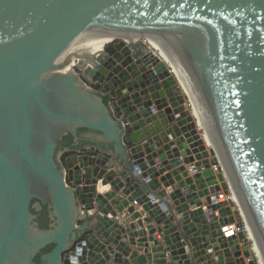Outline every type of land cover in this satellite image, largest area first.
<instances>
[{
  "label": "water",
  "instance_id": "1",
  "mask_svg": "<svg viewBox=\"0 0 264 264\" xmlns=\"http://www.w3.org/2000/svg\"><path fill=\"white\" fill-rule=\"evenodd\" d=\"M0 264H264V0H0Z\"/></svg>",
  "mask_w": 264,
  "mask_h": 264
},
{
  "label": "bare ground",
  "instance_id": "2",
  "mask_svg": "<svg viewBox=\"0 0 264 264\" xmlns=\"http://www.w3.org/2000/svg\"><path fill=\"white\" fill-rule=\"evenodd\" d=\"M109 39H111V35L107 34H99V35H92V36H79L75 40L71 42V44L63 51L62 55L59 57V60L64 58L67 55H72V54H89V53H96L99 50H101L103 44L107 42ZM131 40L133 41H138L139 39L137 38H132ZM145 41L149 43V46L151 49L155 50L157 54L160 55L161 58L165 62L169 64V66L173 69L175 74L179 77V80L182 84V87L184 89V92L188 93L189 99H190V104H191V112L194 115V117L197 120L198 126L200 127L201 130L205 132L204 139L205 142L208 145L214 146L215 147V141L213 138V135L208 128V125L205 120L204 113L202 109L200 108V105L198 103L197 98L195 97L192 89L190 86L181 78L179 70L164 56L162 47L156 43H154L150 38H145ZM76 58H73L72 61H75ZM217 159L220 160V156L218 154ZM221 162V160H220ZM232 198L235 201V194L232 192Z\"/></svg>",
  "mask_w": 264,
  "mask_h": 264
},
{
  "label": "built area",
  "instance_id": "3",
  "mask_svg": "<svg viewBox=\"0 0 264 264\" xmlns=\"http://www.w3.org/2000/svg\"><path fill=\"white\" fill-rule=\"evenodd\" d=\"M142 40L147 44L148 48L151 49L149 46V43L145 41V38ZM151 50H153V49H151ZM153 51H154V53H156L155 50H153ZM226 196H227V199L229 200V205L231 207V210L234 212L235 220L232 222H226L219 227V230L222 233V236H224V237L236 235V233L238 231V226H237L236 220L241 219V214H240L236 204L235 205L233 204V202L235 203V201L232 198L231 192H229ZM133 202L135 203V200ZM244 232H245V230H244ZM245 236H246V238L244 241H241V244H243V242H247L246 232H245ZM249 248H250V246H249ZM250 250H251V248H250ZM251 252H252V250H251Z\"/></svg>",
  "mask_w": 264,
  "mask_h": 264
},
{
  "label": "trees",
  "instance_id": "4",
  "mask_svg": "<svg viewBox=\"0 0 264 264\" xmlns=\"http://www.w3.org/2000/svg\"><path fill=\"white\" fill-rule=\"evenodd\" d=\"M104 101H107L108 97L104 96L103 97ZM79 130H83V129H79ZM72 141V136L70 134H67L63 137V142L64 144H69ZM34 200H32L31 202H33ZM30 210L32 211V213H34L36 215L35 220L37 221V224L39 227L41 228H45L47 227V222H48V216H47V210H46V206L45 204H43L41 206L40 209L36 210L33 206H30ZM52 247L51 244L45 246L41 251H48L50 248ZM38 258V255L35 257V259Z\"/></svg>",
  "mask_w": 264,
  "mask_h": 264
},
{
  "label": "crops",
  "instance_id": "5",
  "mask_svg": "<svg viewBox=\"0 0 264 264\" xmlns=\"http://www.w3.org/2000/svg\"><path fill=\"white\" fill-rule=\"evenodd\" d=\"M86 132V131H85ZM85 132H83V135L85 134Z\"/></svg>",
  "mask_w": 264,
  "mask_h": 264
},
{
  "label": "rangeland",
  "instance_id": "6",
  "mask_svg": "<svg viewBox=\"0 0 264 264\" xmlns=\"http://www.w3.org/2000/svg\"><path fill=\"white\" fill-rule=\"evenodd\" d=\"M233 204L235 205V203L233 202Z\"/></svg>",
  "mask_w": 264,
  "mask_h": 264
}]
</instances>
